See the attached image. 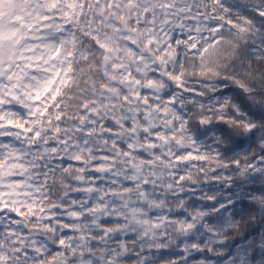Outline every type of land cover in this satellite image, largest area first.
Returning a JSON list of instances; mask_svg holds the SVG:
<instances>
[{"label": "snow or ice", "instance_id": "6c2138e0", "mask_svg": "<svg viewBox=\"0 0 264 264\" xmlns=\"http://www.w3.org/2000/svg\"><path fill=\"white\" fill-rule=\"evenodd\" d=\"M0 264H264V0H0Z\"/></svg>", "mask_w": 264, "mask_h": 264}]
</instances>
